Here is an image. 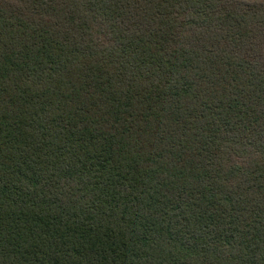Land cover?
I'll return each mask as SVG.
<instances>
[{"label": "trees", "instance_id": "trees-1", "mask_svg": "<svg viewBox=\"0 0 264 264\" xmlns=\"http://www.w3.org/2000/svg\"><path fill=\"white\" fill-rule=\"evenodd\" d=\"M0 264H264V0H0Z\"/></svg>", "mask_w": 264, "mask_h": 264}]
</instances>
